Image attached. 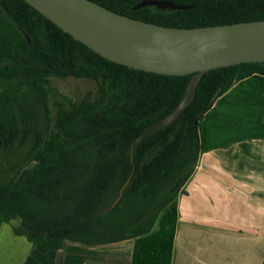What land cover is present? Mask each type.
Here are the masks:
<instances>
[{"label":"trees","instance_id":"trees-1","mask_svg":"<svg viewBox=\"0 0 264 264\" xmlns=\"http://www.w3.org/2000/svg\"><path fill=\"white\" fill-rule=\"evenodd\" d=\"M93 1L166 26L264 19V0H172L191 5L180 10L135 9L143 0ZM251 76L264 82V62L206 72L180 116L133 145L174 110L192 74H159L111 61L25 0H0V228L19 219L14 232L48 251L67 241L98 245L149 234L196 169L203 118L219 97ZM53 77L94 80L97 92L77 102L55 99L54 113ZM122 188L121 199L108 209Z\"/></svg>","mask_w":264,"mask_h":264},{"label":"crops","instance_id":"crops-1","mask_svg":"<svg viewBox=\"0 0 264 264\" xmlns=\"http://www.w3.org/2000/svg\"><path fill=\"white\" fill-rule=\"evenodd\" d=\"M201 124L196 169L149 234L48 251L3 223L0 264H264L254 256L264 242L263 80L236 83Z\"/></svg>","mask_w":264,"mask_h":264},{"label":"water","instance_id":"water-1","mask_svg":"<svg viewBox=\"0 0 264 264\" xmlns=\"http://www.w3.org/2000/svg\"><path fill=\"white\" fill-rule=\"evenodd\" d=\"M25 1L75 40L111 61L159 74H192L186 93L174 110L147 127L133 145L172 124L194 101L206 72L244 62H264V19L177 27L130 17L93 0ZM146 6L159 10L191 7L172 0H143L134 8ZM23 33L31 44L30 36ZM220 90L212 101L217 99ZM122 191L123 188L108 209L119 202Z\"/></svg>","mask_w":264,"mask_h":264},{"label":"rangeland","instance_id":"rangeland-1","mask_svg":"<svg viewBox=\"0 0 264 264\" xmlns=\"http://www.w3.org/2000/svg\"><path fill=\"white\" fill-rule=\"evenodd\" d=\"M51 86L53 88L51 108H52V112L54 113L56 110L55 99L64 101V102L65 100H68V99H71L76 102L81 101L87 96H94L97 92V87H98L97 82L94 80L77 79L74 77H68V78L53 77L51 78ZM263 153L264 151L260 152V154H263ZM255 155L257 156L258 154H255ZM256 158H259V156H257ZM216 167H221V163L216 164ZM213 175H217V174L214 173ZM218 176H220V174H218ZM202 197L205 198L204 195H202ZM11 224L14 226H19L20 220L16 219ZM213 239L216 240V238H213ZM255 252L256 254H254V256L257 258V261L259 263L260 258H261V261L264 258V242L261 248L259 246V248L256 249Z\"/></svg>","mask_w":264,"mask_h":264}]
</instances>
